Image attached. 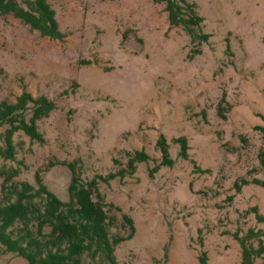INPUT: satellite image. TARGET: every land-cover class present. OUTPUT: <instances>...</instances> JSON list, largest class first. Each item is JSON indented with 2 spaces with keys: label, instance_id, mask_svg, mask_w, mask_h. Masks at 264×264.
<instances>
[{
  "label": "rangeland",
  "instance_id": "rangeland-1",
  "mask_svg": "<svg viewBox=\"0 0 264 264\" xmlns=\"http://www.w3.org/2000/svg\"><path fill=\"white\" fill-rule=\"evenodd\" d=\"M189 1L210 34L193 56L188 35L169 27L164 4L153 0H49L61 40L0 15V102L27 90L55 103L37 121L43 140L18 131L14 159H0L19 170L15 180L35 184L38 172L67 201L68 163L86 181L116 171L126 151L150 156L133 175L99 181L117 217L114 233L128 231L122 213L134 222L133 236L115 247L117 264H197L199 228L209 264H239L232 233L254 224V215L244 222L248 207L264 215V186L233 187L241 177L264 178L258 158L264 135L255 129L264 125V0ZM159 134L174 164L149 175L160 160ZM179 136L187 138L188 159L178 156L173 139ZM0 264L27 263L0 253Z\"/></svg>",
  "mask_w": 264,
  "mask_h": 264
},
{
  "label": "trees",
  "instance_id": "trees-1",
  "mask_svg": "<svg viewBox=\"0 0 264 264\" xmlns=\"http://www.w3.org/2000/svg\"><path fill=\"white\" fill-rule=\"evenodd\" d=\"M153 1L164 4L169 27H180L188 35L192 44L190 55L201 53V45L209 40L210 34L203 29V17L198 14L196 4L189 0ZM7 14L18 18L41 36L58 40L65 37L59 30L49 0H0V15ZM54 109L53 100L45 95L34 96L27 90H23L13 102L2 100L0 128L4 130L0 133V159H14L16 149L13 136L18 131L31 140L42 141L37 121L48 117ZM218 114L226 119L221 104H218ZM255 129L264 135V125H257ZM173 141L179 146L178 156L188 159L187 138L179 136ZM241 141L244 142L245 138L241 137ZM155 145L160 152V160L149 168V175L161 167H172L174 164L163 134H159ZM125 158V164L116 171L104 176L95 175L86 181L81 179L75 163H68L71 180L67 201L48 190L38 172L34 174L35 184H32L26 180H15L19 174L17 168L0 165V253L22 257L27 264H83L84 257L93 264H117L115 247L133 236L134 222L129 214L122 213V226L128 231L125 235L114 233L117 217L110 213L112 204L104 201L99 181L108 184L110 180L133 175L137 165L146 164L150 156L144 149H135L126 151ZM258 158L264 167V149L259 151ZM113 161L118 163L116 159ZM195 169L197 172L207 171L199 167ZM249 183L264 186V178L248 180L241 177L239 181H234L233 187L240 192L241 187ZM232 199L233 195L226 197L227 202ZM243 215L244 222L249 221L251 215L255 220L251 221L254 224L246 231L236 230L232 233L240 247L239 264H264V215L256 205L244 210ZM197 231V264H209L203 231L201 228ZM166 249L167 245L164 246L163 260L167 258ZM159 261L156 264H160Z\"/></svg>",
  "mask_w": 264,
  "mask_h": 264
},
{
  "label": "crops",
  "instance_id": "crops-1",
  "mask_svg": "<svg viewBox=\"0 0 264 264\" xmlns=\"http://www.w3.org/2000/svg\"><path fill=\"white\" fill-rule=\"evenodd\" d=\"M240 249V248H239Z\"/></svg>",
  "mask_w": 264,
  "mask_h": 264
}]
</instances>
